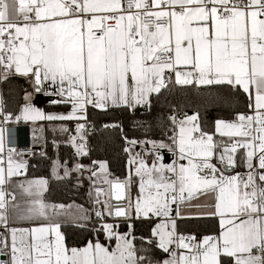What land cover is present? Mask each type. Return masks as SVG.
Here are the masks:
<instances>
[{"label": "snow or ice", "instance_id": "snow-or-ice-1", "mask_svg": "<svg viewBox=\"0 0 264 264\" xmlns=\"http://www.w3.org/2000/svg\"><path fill=\"white\" fill-rule=\"evenodd\" d=\"M10 75L32 92L16 109L0 97V264H264V0H0V79ZM173 83L227 89L215 101L243 95L245 107L209 122L171 106L160 138L124 137L123 177L104 160L79 162L89 106L150 109ZM33 93L70 110L46 113ZM44 121H60L53 131L75 150L53 173L90 181L92 208L76 205L75 218L96 239L83 247L66 245L60 217L72 205L46 203L43 178L13 184L31 154L15 126L38 125L39 143ZM193 220L212 222L208 234L186 228ZM137 221L150 226L139 237Z\"/></svg>", "mask_w": 264, "mask_h": 264}, {"label": "trees", "instance_id": "trees-1", "mask_svg": "<svg viewBox=\"0 0 264 264\" xmlns=\"http://www.w3.org/2000/svg\"><path fill=\"white\" fill-rule=\"evenodd\" d=\"M162 89L160 94H153L151 98V108L147 110H129L123 106L109 107L104 110L88 108V120L92 127L91 154L94 160H104L107 162L109 172L113 176L123 177L128 172V156L124 152V137L143 139L145 132L151 138H160L163 131L162 124L166 123V118L172 111L171 106H175L177 111H198L201 120L214 122L215 119L227 117L232 112V107L243 110L245 107V97L238 95L234 97L232 107H226L222 103L215 101V94L227 93V89H218L207 86H170ZM27 84L20 78L8 76L2 81L1 89L3 99L9 109H16L22 103L23 92ZM47 108H64L61 104H46ZM146 122L150 127L145 129L134 122ZM61 122H43L44 141L43 151L45 155L36 154L28 158L25 176H44L47 178L48 186L44 194L47 201L55 204H66L70 201H77L81 204L89 205V180L87 174L82 177V183L77 184V173L70 177H63V169H58V174L53 173L54 160L59 159L69 161V166L73 160L74 149L64 141L67 137L58 128L53 131ZM69 128H73L75 122H67ZM107 125V127H105ZM58 141L53 146V140ZM80 163H83L80 161ZM84 164V163H83ZM62 225L65 241L67 245L78 246L85 244L89 239L95 240L96 235L92 232L93 224ZM210 221H188L186 228L193 231H200L208 234L206 228H211ZM146 226L141 222L135 223L134 235L139 237L145 234ZM217 227V225H216ZM101 240H105L100 236ZM139 246V241H135Z\"/></svg>", "mask_w": 264, "mask_h": 264}, {"label": "crops", "instance_id": "crops-1", "mask_svg": "<svg viewBox=\"0 0 264 264\" xmlns=\"http://www.w3.org/2000/svg\"><path fill=\"white\" fill-rule=\"evenodd\" d=\"M12 77H17V78H20L22 79L26 84V89L27 91L29 92H32V88H31V85L29 84V82L27 80H25L23 77L21 76H18V75H10ZM4 79H2L3 81ZM2 83V82H1ZM170 86H173V87H176V86H184V85H175L174 83L171 84ZM25 92V91H24ZM24 92H23V96H22V103H23V98H24ZM33 103L36 104L37 107H40L42 108L46 113L47 112H55V113H66L67 111L70 110V105H67V104H61L63 106H65L64 108H59V109H56V108H47V106L45 107L46 104L48 105H52L50 103V100L51 99H56V97H49L47 95H45L44 93H33ZM109 107H121V106H109ZM108 107V108H109ZM88 108H93L92 106H89ZM136 109H140V110H147L148 107L146 106H137ZM88 110V109H87ZM99 110H104V109H99ZM183 112H186L187 114L191 115L192 114V111H183ZM44 122H47V121H44ZM53 122H60V121H53ZM43 123V122H41ZM18 125H21V126H26V127H18L17 128V135H18V140L19 141H28L29 139V133H32V128L35 127V126H38V125H31V124H27V123H24V122H21L20 124ZM44 126V125H43ZM43 141H44V132H43V139L39 142V143H36L37 145H40L41 146V149H43ZM140 149L137 148V151H139ZM27 161H28V158H25ZM171 159V156L169 155V160ZM25 170L26 169H23L22 172H23V175H20V176H17V177H14L13 178V184L14 185H17L19 182L21 181H29V180H37V179H40V178H43V180L46 181V184L43 186V190H42V199L48 203V204H55L53 202H50V201H47L45 198H44V194L47 190V186H48V181H47V178L44 177V176H25ZM238 171H242L243 169H237ZM16 194H17V197L20 198L21 196V190L19 189V187H16ZM64 205H72V208L70 209V212H71V215H63L60 217V223H61V227H60V231L63 233V230H62V225H65V224H76V225H84V224H89V221H85V220H81V219H76L75 217L79 215V213L77 212L76 210V205H83V207L85 209H91V205H90V202H89V205L88 204H81L77 201H70ZM139 222V221H137ZM217 228H218V224H217ZM121 232H124V231H127V227L126 225H124L123 223H121L120 225V229H119ZM64 235V233H63ZM94 241V240H93ZM88 242V241H87ZM86 242V243H87ZM102 243H105V244H111L112 246H115V240H112V241H107V240H101ZM66 243V241H65ZM85 243V244H86ZM85 244L83 245H78V246H71V245H66L71 248V247H83ZM139 247V246H138Z\"/></svg>", "mask_w": 264, "mask_h": 264}, {"label": "built area", "instance_id": "built-area-1", "mask_svg": "<svg viewBox=\"0 0 264 264\" xmlns=\"http://www.w3.org/2000/svg\"><path fill=\"white\" fill-rule=\"evenodd\" d=\"M1 82H2V79H0V97L3 98V93H2V89H1ZM4 100V99H3ZM18 127H26V126H21V125H17L15 126V129H14V133H15V141H16V144L19 148H30L31 149V154H26L25 155V158H31L33 156H35L37 153L35 151V146L37 145L34 140H33V133H29V139L28 141H19L18 140V135H17V128ZM75 128V125L73 126V130ZM91 137H92V127L89 123V125L87 126V132H86V140H87V145H88V149H89V155L87 157H79L77 158L80 161H82L84 164H90L93 159L92 157V154H91ZM75 151V150H74ZM74 151H73V154H74ZM74 158V156H73ZM89 184H90V181H89ZM89 202H90V205L92 207V203L89 199ZM95 219L94 217V213H93V220ZM90 224H92V221H89ZM8 259V257L6 256V260Z\"/></svg>", "mask_w": 264, "mask_h": 264}, {"label": "water", "instance_id": "water-1", "mask_svg": "<svg viewBox=\"0 0 264 264\" xmlns=\"http://www.w3.org/2000/svg\"><path fill=\"white\" fill-rule=\"evenodd\" d=\"M35 151H36L37 154H39L41 152V146L40 145H36L35 146ZM0 260H6V256L0 255Z\"/></svg>", "mask_w": 264, "mask_h": 264}]
</instances>
